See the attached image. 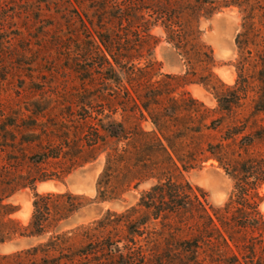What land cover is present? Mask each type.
Returning <instances> with one entry per match:
<instances>
[{"label":"trees","instance_id":"16d2710c","mask_svg":"<svg viewBox=\"0 0 264 264\" xmlns=\"http://www.w3.org/2000/svg\"><path fill=\"white\" fill-rule=\"evenodd\" d=\"M29 1L34 6L29 15L38 13L37 18L29 19V27L37 26L44 38L39 49L51 56V63H61L78 72L81 83L71 98L60 104L62 123L70 122L74 128L73 139L68 137L71 129L64 125L60 143L55 145L49 140V146L35 154L38 163L55 159L58 167L48 174L0 169V245L24 237L45 238L31 247L0 253V264L132 263L150 254L144 249L150 244L193 249L191 256L196 264H204L200 261L202 245L232 250L228 237L159 134L145 131L137 123L133 130L126 126L130 119L136 122L145 118V112L80 8L171 145L188 147L195 146L199 136L222 128L224 116L211 118L213 110L205 108L200 124L196 125L190 114L192 124L186 128L192 133L182 132L183 118L164 103L171 99L169 91L165 92L168 96H163L161 81H152V55L160 41L153 29L163 28L166 41L189 66L185 76L165 74L167 79H185L188 84L198 79L193 77L200 68L208 74H199V79L210 81L214 56L212 48L201 39L200 21L225 8H240L244 16L236 43L240 52L247 55L237 63L239 72L234 85L219 81L212 87L219 110L227 112L229 118L248 99L257 115L264 112V0H43L45 8ZM7 19V14L0 13V31ZM82 55L91 60L89 68L80 66ZM188 100L204 106L191 95ZM235 121L227 122L224 139L229 143L220 140L207 144L219 164L235 178V190L225 206L218 209L219 218L236 243L245 245L250 238L254 248L257 243H264V215L256 201L257 190L264 184V153L250 154L254 135L247 129L253 122ZM260 128L264 132V126ZM103 153L105 161L97 181L96 199L117 200L142 183L156 180L141 193L136 204L121 212L109 209L89 224L62 230L60 222L92 200L70 191L35 192L30 221L24 224L13 216L19 207L8 200L17 191L26 187L35 190L38 181L61 179ZM181 159L186 168H195L199 161L189 151L181 153ZM257 262L264 264V259Z\"/></svg>","mask_w":264,"mask_h":264},{"label":"rangeland","instance_id":"374dc122","mask_svg":"<svg viewBox=\"0 0 264 264\" xmlns=\"http://www.w3.org/2000/svg\"><path fill=\"white\" fill-rule=\"evenodd\" d=\"M45 8L43 0H32ZM29 0H0V13L8 15L5 27L0 31V169L9 171L21 170L24 174H47L58 167L57 160L50 159L37 162L36 152L49 146V140L57 145L62 140L63 129H71L70 140L73 139L70 122L62 123L61 103L71 98L72 92L79 87L81 80L79 73L68 69L63 64H53L39 45L43 42V35L37 26L29 27L31 17L37 18L38 13L29 15L32 7ZM83 16L96 37L105 49L118 72L137 96L145 118L130 119L125 122L126 126L133 130L135 123L140 124L145 131H154L159 134L164 144L168 147L174 158L183 167L184 176L197 191L202 201L216 219L222 230L228 237L232 250L225 246L218 248L202 245L199 249L204 264H257V260L264 259V243H257L251 247V239L248 238L245 245L236 243L223 226L218 209L224 207L235 190V178L222 167L218 160L210 153L208 142L214 143L222 140L225 144L227 122L231 120L244 121L249 119L251 127L247 132H252L254 142L249 147L250 154L264 153V132L260 126H264V112L255 114L251 99L247 100L244 107L237 109L229 118L227 112L219 110L216 98V90L212 87L219 81L232 86L238 78L237 63L247 54L240 52L236 38L241 31L244 13L238 7L225 8L212 16L203 17L200 21L201 39L213 50L214 62L212 67L213 79H199L201 75H207L208 71L198 69L193 82L186 84V80H169L165 74L185 76L189 66L183 57L166 41V34L162 27H155L153 33L160 38L159 43L153 50L152 60L155 62L152 81L160 80L162 83L163 96L170 100L164 103L170 107L173 114L183 118L180 128L184 134H191L187 129L188 123L192 124L190 114L194 116L193 122L197 125L202 122L205 108L213 110L211 118L224 116L222 128L212 131L211 135L199 136L195 146H172L165 132L159 127L156 119L143 103L140 93L130 83L125 71L120 67L111 53L96 33L94 26L84 10L80 8ZM31 26V25H30ZM31 31H30V30ZM230 37H233L229 39ZM233 40V41H232ZM29 41L31 43H29ZM226 41V42H225ZM225 42V43H224ZM219 43V45H218ZM80 66L89 68L91 60L82 55ZM145 60H142V65ZM150 88V87H149ZM169 88V89H168ZM197 99L201 104H194L188 100L189 96ZM177 99V102L173 101ZM119 119H122L118 115ZM256 119V122L253 120ZM126 143V142H125ZM72 146V145H71ZM111 146V145H109ZM230 146V145H229ZM233 146V145H232ZM177 147V149H176ZM236 149L244 146H233ZM179 150V151H178ZM194 152L198 156V165L195 168L183 166L181 153ZM105 154L90 163L72 170L61 179H49L38 181L36 189L30 187L17 191L9 198V202L17 205L19 210L13 215L19 221L27 224L33 213V201L35 192L45 193L48 191H70L74 194L87 196L92 202L80 209L68 220L60 222L61 229L67 230L81 224L101 218L109 209L118 212L136 204L141 193L150 188L156 180L142 183L138 188H133L125 193L120 199L100 202L97 196V181L103 170ZM53 181L58 185L56 188L44 185V182ZM43 186V187H41ZM61 186V187H60ZM256 201L258 209L264 215V184L257 190ZM82 211V212H81ZM161 228V225H158ZM250 237V232L248 233ZM45 240L44 237H24L0 245V253H9L31 247ZM6 246V247H5ZM147 253L144 260L132 263L121 262L111 264H196L191 256L190 248L168 245H147L144 248ZM255 250L253 253L252 250ZM204 259V260H203Z\"/></svg>","mask_w":264,"mask_h":264},{"label":"bare ground","instance_id":"6f19581e","mask_svg":"<svg viewBox=\"0 0 264 264\" xmlns=\"http://www.w3.org/2000/svg\"><path fill=\"white\" fill-rule=\"evenodd\" d=\"M231 38H233V37H230L229 39H231ZM232 41H233V40H232ZM225 42H226V41H225ZM225 42H224V43H225ZM218 45H219V43H218ZM43 184H44V185H47V186H50L51 188H53V187L56 188V187L58 186V185H57V186L54 185V184H56V183L53 182V181H50V182H44ZM52 186H53V187H52ZM41 187H43V186H41ZM60 187H61V186H60ZM57 188H58V187H57ZM81 212H82V211H81ZM5 247H6V246H5Z\"/></svg>","mask_w":264,"mask_h":264}]
</instances>
